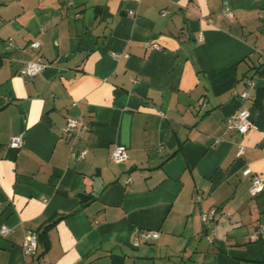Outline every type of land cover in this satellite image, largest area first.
<instances>
[{
    "label": "crops",
    "instance_id": "crops-1",
    "mask_svg": "<svg viewBox=\"0 0 264 264\" xmlns=\"http://www.w3.org/2000/svg\"><path fill=\"white\" fill-rule=\"evenodd\" d=\"M245 107L254 127L228 131ZM245 168L264 179V0H0V264H264ZM142 230L159 238L135 247Z\"/></svg>",
    "mask_w": 264,
    "mask_h": 264
},
{
    "label": "built area",
    "instance_id": "built-area-1",
    "mask_svg": "<svg viewBox=\"0 0 264 264\" xmlns=\"http://www.w3.org/2000/svg\"><path fill=\"white\" fill-rule=\"evenodd\" d=\"M229 11L225 12V16H229ZM30 47L37 49L39 47L38 42L31 43ZM45 64L40 61H32L25 63L18 71V75L22 78L34 77L43 72ZM248 86L252 85L251 81H248ZM239 98L242 101L249 99V93L247 90L239 94ZM225 126L228 131H235L240 135H245L250 129L254 127L251 119L250 108H242L238 113L230 116L225 121ZM88 130V126L85 125L81 117H68L66 124L61 130L62 138H68L73 142H77L81 139L84 132ZM9 146L15 149H19L23 146L22 136H12L9 140ZM244 153V146L238 144L236 146L235 156L239 158ZM87 149L72 150L70 157L75 161H83L86 157ZM127 160V151L123 146H116L109 155V161L115 164L123 163ZM244 177H249L250 188L249 194L251 197H255L264 191V179L252 172L250 168H245L242 172ZM129 181V180H128ZM218 212L217 208H211L207 211H202L200 217L203 222L213 221ZM228 217L229 214H224ZM12 232V229L6 225H0V236H7ZM159 238V232L156 230H142L138 231L135 235L134 246L137 247L144 242H152ZM264 238V224H259L253 232L250 234V239ZM22 249L25 255L34 256L37 253L38 242L35 234H31L22 245Z\"/></svg>",
    "mask_w": 264,
    "mask_h": 264
},
{
    "label": "trees",
    "instance_id": "trees-1",
    "mask_svg": "<svg viewBox=\"0 0 264 264\" xmlns=\"http://www.w3.org/2000/svg\"><path fill=\"white\" fill-rule=\"evenodd\" d=\"M56 220L50 221L47 225L40 227L35 233L37 235L38 247L42 249L44 255L49 249L48 231L55 224Z\"/></svg>",
    "mask_w": 264,
    "mask_h": 264
}]
</instances>
